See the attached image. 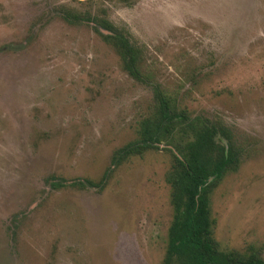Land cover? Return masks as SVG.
<instances>
[{"label":"rangeland","instance_id":"obj_1","mask_svg":"<svg viewBox=\"0 0 264 264\" xmlns=\"http://www.w3.org/2000/svg\"><path fill=\"white\" fill-rule=\"evenodd\" d=\"M101 20L142 49L145 82ZM156 90L231 132L213 238L264 258V0H0V264L163 263L171 147L115 163Z\"/></svg>","mask_w":264,"mask_h":264},{"label":"trees","instance_id":"obj_2","mask_svg":"<svg viewBox=\"0 0 264 264\" xmlns=\"http://www.w3.org/2000/svg\"><path fill=\"white\" fill-rule=\"evenodd\" d=\"M66 20L79 19L69 15ZM99 24L110 32L103 35L96 29L115 49L124 71L133 79L145 82L141 72L142 49L131 41L126 30L115 28L105 20ZM153 109V114L141 124L138 140L124 147L115 163L159 149L161 144L171 147L168 151L172 162L166 181L171 188L173 220L162 264H264V258L257 253L241 258L237 252L220 250L213 238L215 221L209 194L226 170L238 165L242 157L231 132L202 116H189L161 90H156ZM86 183L94 186L90 180Z\"/></svg>","mask_w":264,"mask_h":264},{"label":"water","instance_id":"obj_3","mask_svg":"<svg viewBox=\"0 0 264 264\" xmlns=\"http://www.w3.org/2000/svg\"><path fill=\"white\" fill-rule=\"evenodd\" d=\"M105 33H107V35H109V34H110V32H108V31H106Z\"/></svg>","mask_w":264,"mask_h":264}]
</instances>
